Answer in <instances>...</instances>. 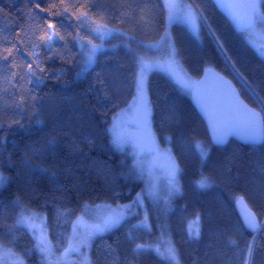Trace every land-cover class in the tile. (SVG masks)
I'll use <instances>...</instances> for the list:
<instances>
[{
    "label": "trees",
    "instance_id": "16d2710c",
    "mask_svg": "<svg viewBox=\"0 0 264 264\" xmlns=\"http://www.w3.org/2000/svg\"><path fill=\"white\" fill-rule=\"evenodd\" d=\"M187 1L200 40L181 22L169 27L182 67L192 79L215 68L264 117V59L210 0ZM167 9L168 0H0V243L22 264L44 260L17 223L20 207L44 214L61 253L84 205L121 206L143 193L131 155L112 145L108 127L133 96L137 52L161 39ZM260 9L264 15V0ZM91 25L123 35L103 41L83 72L78 39L98 42ZM147 92L180 194L165 204L143 197L137 214L91 243L89 264H264V143L212 145L189 96L162 71L148 72ZM241 197L260 220L254 234L235 210ZM164 239L176 263L156 252Z\"/></svg>",
    "mask_w": 264,
    "mask_h": 264
},
{
    "label": "rangeland",
    "instance_id": "374dc122",
    "mask_svg": "<svg viewBox=\"0 0 264 264\" xmlns=\"http://www.w3.org/2000/svg\"><path fill=\"white\" fill-rule=\"evenodd\" d=\"M175 22H181L197 40H200L197 19L188 1L168 0L167 25L163 35L158 41L144 43L141 51L137 52L133 96L124 107L115 112L108 127L112 145L127 150L131 155L133 166L144 184L143 193L132 203L121 206L104 203L84 205L73 221L68 245L61 253L53 250L44 214L20 207L17 223L32 236L44 264H89L91 243L118 226L129 214H137L138 208H142L143 197L165 204L180 194L178 166L168 137L161 143L153 131L147 92L148 72L159 70L166 74L179 90L188 96L190 94V84L194 79L182 67L169 35V27ZM88 32L91 37L98 39V42L78 39L82 55L79 68L83 72L93 65L95 55L105 49L103 41L123 35L117 29L101 25H91ZM246 39L264 59L263 14L256 18L254 26L246 32ZM2 180L0 177V184ZM198 228V220L189 222V236H196ZM155 250L172 262H177L168 240L164 239ZM0 264H22V261L11 248L0 243Z\"/></svg>",
    "mask_w": 264,
    "mask_h": 264
},
{
    "label": "water",
    "instance_id": "95a60500",
    "mask_svg": "<svg viewBox=\"0 0 264 264\" xmlns=\"http://www.w3.org/2000/svg\"><path fill=\"white\" fill-rule=\"evenodd\" d=\"M238 32H247L260 15V0H210ZM189 99L205 124L212 145L225 146L230 140L242 145L264 143L263 114L240 96L231 79L213 67L205 68L190 84ZM246 230L254 234L260 227L256 213L244 198L234 203Z\"/></svg>",
    "mask_w": 264,
    "mask_h": 264
}]
</instances>
